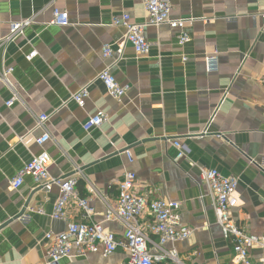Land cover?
Masks as SVG:
<instances>
[{
	"label": "crops",
	"instance_id": "obj_1",
	"mask_svg": "<svg viewBox=\"0 0 264 264\" xmlns=\"http://www.w3.org/2000/svg\"><path fill=\"white\" fill-rule=\"evenodd\" d=\"M171 2V18L187 22L191 41L180 46L179 32L163 25L146 29L149 56H136L127 44L123 60L112 70L122 86L130 87L119 103L97 79L113 62L103 58V47L125 37L124 29L112 26L113 18L128 14L137 24L147 21L143 0H0V72L13 68L10 83L22 100L6 107L11 93L0 82V264H46V235L67 230V222L51 218L57 187L38 188L31 176L18 190L9 185L42 152L51 156L54 178H79L82 197L89 181L109 201L116 200L118 182L133 171L139 195L180 202L181 222L195 232L167 249L175 250L184 264H235L198 167L240 180L233 219L249 233L264 236V0ZM53 7L68 12L70 26L46 25ZM31 18L35 21L23 37L1 45L12 23ZM35 50L38 55L28 61ZM88 85L90 97L80 109L72 95ZM99 112L109 122L86 133L83 125ZM40 114L50 116L54 139L44 147L32 139L40 135L35 130ZM30 132L33 137L26 138ZM174 141L188 148V159L177 160ZM26 206H42L45 214L24 212ZM92 207L101 222L104 204L94 200ZM69 218L82 219L75 206ZM105 227L123 233L119 224ZM127 260L119 251L109 258L73 256L59 264Z\"/></svg>",
	"mask_w": 264,
	"mask_h": 264
},
{
	"label": "built area",
	"instance_id": "obj_2",
	"mask_svg": "<svg viewBox=\"0 0 264 264\" xmlns=\"http://www.w3.org/2000/svg\"><path fill=\"white\" fill-rule=\"evenodd\" d=\"M147 21L135 23L131 16L123 14L112 20V26L122 28L125 37L116 46L105 45L102 56L105 60H113L112 64L98 74L97 79L104 85L108 95L122 102L130 91L129 86H122L114 76L112 70L119 61L123 60L125 47L131 45L136 56L147 57L151 52V44L148 42L145 32L149 27L159 28L163 25L177 30L178 44L184 46L191 41L186 31L185 20H173L171 14L173 4L171 0H143ZM264 27V14L260 15ZM35 21V18L12 23L10 34L1 45L11 43L16 38L23 37L25 31ZM70 16L67 11L53 7L52 20L47 26L65 28L70 26ZM38 55L35 50L27 60L31 61ZM207 70L210 71L211 59H207ZM13 68H3L0 72V82L5 84L11 93V98L5 102L10 108L15 103H22L19 94L10 83ZM89 85L81 88L72 95V101L80 109L86 108L90 97ZM50 116L37 115L35 130L40 135L33 137L30 132L28 137H33L36 145L44 147L54 139L48 130ZM109 122V117L103 112L90 116L83 125V130L89 134L94 129H101ZM26 138H21L24 142ZM173 145L177 150V160L188 159L189 150L178 141ZM128 162L133 163L132 155L125 152ZM51 156L47 152L32 157L25 164L17 176L9 182L13 190H18L24 178L31 176L38 188L57 187L58 199L53 207L51 218L54 221L67 222V230L63 233H49L45 237L47 244L46 264H59L64 258L73 256L87 258L90 255L101 254L103 258H109L119 251L127 254L126 264H184L175 250L167 249L168 245L188 240L193 236L195 230L184 226L181 222L179 211L181 203L169 199L148 200L136 192L138 176L133 171H126L121 181L117 184L118 196L116 200L109 201L101 194L94 184L87 181V196H80L77 186L79 178L72 176L68 178H54L51 175ZM201 182L206 186L211 200L212 209L216 218V224L221 229L224 238L232 244L235 264H264V236H255L240 226L232 216L234 206L233 197L240 186V180L236 177L223 176L216 169L198 167ZM76 174H80L79 169ZM94 200H99L105 206L103 220L96 221L95 209L92 207ZM75 206L81 214V220L71 222L69 219V208ZM35 212L44 215L42 206H26L24 212ZM24 214V213H23ZM116 223L122 226L123 233L116 232L105 227V224ZM257 250L259 255L253 258L252 253Z\"/></svg>",
	"mask_w": 264,
	"mask_h": 264
}]
</instances>
